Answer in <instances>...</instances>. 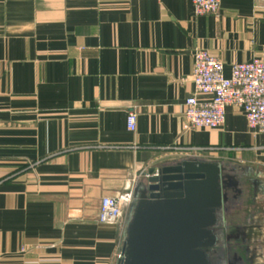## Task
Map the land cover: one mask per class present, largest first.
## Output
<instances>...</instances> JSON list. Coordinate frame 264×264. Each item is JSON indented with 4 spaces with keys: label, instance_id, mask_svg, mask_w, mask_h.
I'll list each match as a JSON object with an SVG mask.
<instances>
[{
    "label": "crops",
    "instance_id": "obj_1",
    "mask_svg": "<svg viewBox=\"0 0 264 264\" xmlns=\"http://www.w3.org/2000/svg\"><path fill=\"white\" fill-rule=\"evenodd\" d=\"M197 49L227 77L264 62V0H220L218 15L192 0H0V264H118L128 212L101 223L102 199L189 157L237 170L235 221L264 264V133L233 105L220 127L183 128L186 100L207 98Z\"/></svg>",
    "mask_w": 264,
    "mask_h": 264
},
{
    "label": "water",
    "instance_id": "obj_2",
    "mask_svg": "<svg viewBox=\"0 0 264 264\" xmlns=\"http://www.w3.org/2000/svg\"><path fill=\"white\" fill-rule=\"evenodd\" d=\"M144 177L127 215L118 264H213L220 211L230 193L242 192L237 170L189 157L153 167Z\"/></svg>",
    "mask_w": 264,
    "mask_h": 264
},
{
    "label": "built area",
    "instance_id": "obj_3",
    "mask_svg": "<svg viewBox=\"0 0 264 264\" xmlns=\"http://www.w3.org/2000/svg\"><path fill=\"white\" fill-rule=\"evenodd\" d=\"M196 15L220 12V0H192ZM193 81L196 92L185 103L183 128H217L224 124L226 108L236 106L245 112L250 128L264 133V62L254 59L235 63L231 75H225L223 62L204 49L194 54ZM138 114L130 111L127 124L130 130L137 126ZM204 152L206 148L195 149ZM135 201V191H125L115 197H104L100 206L99 220L105 224L119 223ZM121 253L119 254V258Z\"/></svg>",
    "mask_w": 264,
    "mask_h": 264
},
{
    "label": "flooded vegetation",
    "instance_id": "obj_4",
    "mask_svg": "<svg viewBox=\"0 0 264 264\" xmlns=\"http://www.w3.org/2000/svg\"><path fill=\"white\" fill-rule=\"evenodd\" d=\"M243 193H230V202L226 203L220 211L223 221L217 227L222 230L219 235L220 240L212 249L211 258L213 264H257L262 255L258 253V247H255L256 239L248 234V229L244 225H239L235 221L238 214L235 209L241 207L240 197ZM235 212V213H234Z\"/></svg>",
    "mask_w": 264,
    "mask_h": 264
},
{
    "label": "rangeland",
    "instance_id": "obj_5",
    "mask_svg": "<svg viewBox=\"0 0 264 264\" xmlns=\"http://www.w3.org/2000/svg\"><path fill=\"white\" fill-rule=\"evenodd\" d=\"M209 155V154H208ZM207 156V155H206ZM210 156V155H209ZM210 158V157H209ZM241 211H243V210H241ZM127 212H129V210L127 211ZM124 237H125V232H124V236H123V238H122V242H121V247L123 248V244H124Z\"/></svg>",
    "mask_w": 264,
    "mask_h": 264
}]
</instances>
